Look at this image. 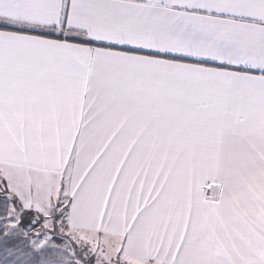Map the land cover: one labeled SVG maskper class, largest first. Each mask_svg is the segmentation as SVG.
<instances>
[{
	"label": "snow or ice",
	"instance_id": "snow-or-ice-1",
	"mask_svg": "<svg viewBox=\"0 0 264 264\" xmlns=\"http://www.w3.org/2000/svg\"><path fill=\"white\" fill-rule=\"evenodd\" d=\"M0 264H264V0H0Z\"/></svg>",
	"mask_w": 264,
	"mask_h": 264
}]
</instances>
